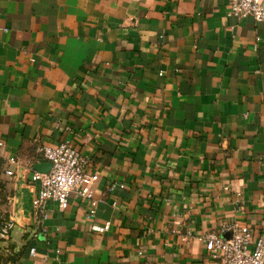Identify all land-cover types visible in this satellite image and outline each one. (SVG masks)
<instances>
[{"label":"crops","instance_id":"obj_1","mask_svg":"<svg viewBox=\"0 0 264 264\" xmlns=\"http://www.w3.org/2000/svg\"><path fill=\"white\" fill-rule=\"evenodd\" d=\"M228 4L0 0V204L17 221L0 247L14 264H223L200 235L264 228V21ZM66 140L99 174L97 213L73 191L35 239L31 176L49 167L40 148Z\"/></svg>","mask_w":264,"mask_h":264},{"label":"built area","instance_id":"obj_2","mask_svg":"<svg viewBox=\"0 0 264 264\" xmlns=\"http://www.w3.org/2000/svg\"><path fill=\"white\" fill-rule=\"evenodd\" d=\"M228 15L238 20L251 16L257 22H262L264 0H229ZM4 145V141L0 139V155ZM40 153L51 163V168L47 172L34 171L31 176V183L38 185L31 213V218L37 225V229L31 234L35 239L40 231H45L44 222L50 216V202H55L60 209H66L69 206L70 194L75 191L88 202L90 219L96 216L98 208V202L93 196V187L99 180V174L88 169L91 162L88 155L79 150L71 140L42 146ZM8 161L14 165L19 163L16 157H10ZM5 173L14 175L12 169H7ZM8 199L11 205L13 198L9 195ZM16 227L17 221L11 210L3 208L0 204V241H10ZM108 228L109 223L103 227L92 224V229L96 231H105ZM226 232L230 233L229 237L222 235ZM199 239L207 244L212 254L223 264H264V228L256 234L249 224L230 221L223 224L219 232H204ZM30 253L35 255L36 247H31ZM14 262L12 253L0 247V264Z\"/></svg>","mask_w":264,"mask_h":264},{"label":"water","instance_id":"obj_3","mask_svg":"<svg viewBox=\"0 0 264 264\" xmlns=\"http://www.w3.org/2000/svg\"><path fill=\"white\" fill-rule=\"evenodd\" d=\"M50 168H51V163H49V167L47 168V170H45V171H43V172H47V171H49Z\"/></svg>","mask_w":264,"mask_h":264},{"label":"rangeland","instance_id":"obj_4","mask_svg":"<svg viewBox=\"0 0 264 264\" xmlns=\"http://www.w3.org/2000/svg\"><path fill=\"white\" fill-rule=\"evenodd\" d=\"M31 206H32V205H31ZM31 209H32V208H31ZM26 211H27V212H29V211H31V210H30V209H28V208H26Z\"/></svg>","mask_w":264,"mask_h":264}]
</instances>
